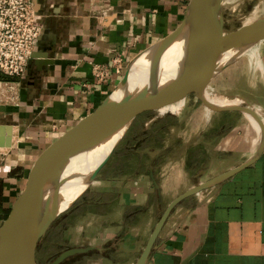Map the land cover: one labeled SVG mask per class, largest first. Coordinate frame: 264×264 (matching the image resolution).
Returning <instances> with one entry per match:
<instances>
[{
    "label": "crops",
    "instance_id": "0c3cea01",
    "mask_svg": "<svg viewBox=\"0 0 264 264\" xmlns=\"http://www.w3.org/2000/svg\"><path fill=\"white\" fill-rule=\"evenodd\" d=\"M32 3L42 34L19 80L18 104L0 105V204L7 210L50 145L120 82L122 75L116 73L98 81L93 66H110L119 55L125 70L141 51L174 31L188 0ZM251 52L258 82L251 106L264 122V40ZM162 109L159 115L148 110L134 119L73 206L58 241L66 248L100 249L73 256L67 264H135L173 198L242 164L257 149L259 133L248 117L204 106V117L213 112L210 120L197 121L190 141L187 133L185 139L179 135L180 157H170L168 142L182 131L184 113ZM189 176L199 180L186 184ZM176 179L183 181L173 188ZM146 264H264V151L233 177L182 201Z\"/></svg>",
    "mask_w": 264,
    "mask_h": 264
},
{
    "label": "water",
    "instance_id": "95a60500",
    "mask_svg": "<svg viewBox=\"0 0 264 264\" xmlns=\"http://www.w3.org/2000/svg\"><path fill=\"white\" fill-rule=\"evenodd\" d=\"M225 1L188 0L184 18L174 31L141 51L128 64L117 87L50 145L37 162L7 217L0 222V254L7 245L10 228L15 224L10 250L2 264H38L36 253L40 241L61 214L73 206L96 180L134 119L144 111L160 110L185 99L189 94H194L210 111L238 112L252 116L259 126V141L255 153L247 161L193 185L173 198L161 213L135 264L147 263L151 252L157 247V239L164 224L182 201L233 177L260 158L264 151V122L255 109L250 105L241 104L216 105L203 94L204 87L209 86V83L229 64L264 40V15L247 25L243 24L234 32L225 33L223 12ZM251 35L253 37L250 43L240 49L233 59L225 61L226 54ZM179 39L185 41V54L182 67L175 77L162 81L158 79L133 90L126 89L128 68L139 55L148 50H156L160 60L169 46ZM122 128H124L122 135L109 154L94 168L87 186L67 208L62 209L59 194L61 183L65 181L63 177L65 166L74 156L96 146ZM9 145L11 146L7 144L8 147ZM151 178L158 188L153 172ZM99 249L95 246L71 247L60 252L50 264H61L69 257Z\"/></svg>",
    "mask_w": 264,
    "mask_h": 264
},
{
    "label": "rangeland",
    "instance_id": "374dc122",
    "mask_svg": "<svg viewBox=\"0 0 264 264\" xmlns=\"http://www.w3.org/2000/svg\"><path fill=\"white\" fill-rule=\"evenodd\" d=\"M223 12L224 31L225 33L229 34L239 29L243 24L247 25L248 23L254 21L256 18L263 16L264 0H226L224 3ZM240 49L242 48L237 45L235 48H233V50H231V54L235 56ZM251 50L246 51L238 60L229 64L218 76H216V78H214L209 83V86H206L208 98L222 101L228 100V102L233 101V103H236V105L241 104L251 106V99L252 96L256 94L258 85L256 79L257 71L255 69L253 61L254 58H256V55L251 52ZM126 69L123 71L122 76L124 75ZM182 105L183 108L180 110ZM203 109L204 105L196 98V96L194 94H189L187 98H185L184 104L183 101L174 102L173 104H170L169 106H166L161 110L172 112H177L178 110H180V112L176 114H171L176 116L181 115V111H183L182 113H184L181 116L183 120L182 131H178L177 135L173 134V138H171L168 142L172 147L170 152L168 153L170 157H180L179 150L181 147L179 144V135H181V137L185 139V133H187V139L188 141H190L192 138H194L193 131L196 123H198L197 121L200 122L210 120L213 112H209V117L206 118L204 117V113L206 112H203ZM156 113L157 115H159V110H157ZM201 116L203 118L199 119V117ZM216 117L217 116H214V119ZM246 117H248V115ZM240 118H242V120L245 119L243 117ZM240 118L239 116H235V119L237 120H241ZM221 119L226 120L225 117ZM247 119L254 123L253 119L249 117ZM198 180L199 179L195 181L189 176L186 184H193ZM182 181L183 180L176 179L175 181H172L174 183H172L171 185L173 186V188H176L177 185ZM172 196L174 195L166 194V198ZM73 206H71L68 210L61 214L56 224L51 227L45 237L41 240L36 255L38 264H50L51 261L66 248L64 247L62 242L58 240H60L59 237L61 235V228L65 223V220L69 219V213L72 211Z\"/></svg>",
    "mask_w": 264,
    "mask_h": 264
},
{
    "label": "bare ground",
    "instance_id": "6f19581e",
    "mask_svg": "<svg viewBox=\"0 0 264 264\" xmlns=\"http://www.w3.org/2000/svg\"><path fill=\"white\" fill-rule=\"evenodd\" d=\"M252 37L253 36H248L242 40L238 46L240 48L247 46L252 40ZM184 54L185 41L183 39H179L169 46L160 60L159 57H157L156 50H148L147 52L142 53L130 64L128 68L129 73L126 89L133 90L158 79L162 81L175 77L182 67ZM232 55L231 51H229V53L225 56V61L233 59L234 55ZM203 94L207 97L208 92L206 86L203 89ZM208 99L212 103L220 106L236 105L233 101L228 102V100L222 101L217 99ZM248 117L254 120L253 124L256 126L259 133V126L255 119L250 115H248ZM123 131L124 128L104 141L98 143L96 146L80 152L68 162L63 170V177H65V181L62 182L60 186L59 196L62 209L67 208L70 203L84 190L89 182L92 171L109 154L110 150L117 143ZM14 229L15 224L11 226L8 234L7 245L0 254V264L3 263L9 253Z\"/></svg>",
    "mask_w": 264,
    "mask_h": 264
},
{
    "label": "built area",
    "instance_id": "2783aa9c",
    "mask_svg": "<svg viewBox=\"0 0 264 264\" xmlns=\"http://www.w3.org/2000/svg\"><path fill=\"white\" fill-rule=\"evenodd\" d=\"M42 34V25L32 0H0V105L19 102V80L32 56L34 42ZM123 59L117 55L110 66L94 65L98 81L112 73L123 74Z\"/></svg>",
    "mask_w": 264,
    "mask_h": 264
},
{
    "label": "trees",
    "instance_id": "16d2710c",
    "mask_svg": "<svg viewBox=\"0 0 264 264\" xmlns=\"http://www.w3.org/2000/svg\"><path fill=\"white\" fill-rule=\"evenodd\" d=\"M194 154H195V152H194ZM8 213H9V210L4 209V208L1 206V204H0V219H1V220L5 219V218L7 217V215H8ZM58 219H59V218H58Z\"/></svg>",
    "mask_w": 264,
    "mask_h": 264
},
{
    "label": "flooded vegetation",
    "instance_id": "af4514ba",
    "mask_svg": "<svg viewBox=\"0 0 264 264\" xmlns=\"http://www.w3.org/2000/svg\"><path fill=\"white\" fill-rule=\"evenodd\" d=\"M68 249V248H66ZM65 250V249H64ZM62 252V251H61ZM72 258V257H69L68 259H66L64 262H62L61 264H67L69 262V259Z\"/></svg>",
    "mask_w": 264,
    "mask_h": 264
}]
</instances>
